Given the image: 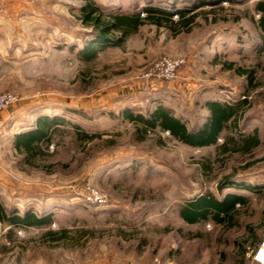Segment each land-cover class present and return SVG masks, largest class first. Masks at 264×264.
<instances>
[{
  "label": "rangeland",
  "instance_id": "374dc122",
  "mask_svg": "<svg viewBox=\"0 0 264 264\" xmlns=\"http://www.w3.org/2000/svg\"><path fill=\"white\" fill-rule=\"evenodd\" d=\"M0 1V94L14 97L0 109V201L7 211L48 217L41 225L0 222V264H255L251 237L264 234L256 0H93L106 13L144 15L156 6L173 20L177 10L195 17L179 28L144 22L120 45L93 44L87 53L94 32L80 19L86 0ZM165 59L178 62L171 77ZM235 68L253 69L252 80ZM243 98L235 126L230 119L207 146L158 129L139 140L137 124L123 116L161 103L199 128L207 100ZM42 126L46 135L28 159L15 137ZM224 177L261 190H220ZM233 191L247 202L230 221L180 216L187 201Z\"/></svg>",
  "mask_w": 264,
  "mask_h": 264
},
{
  "label": "trees",
  "instance_id": "16d2710c",
  "mask_svg": "<svg viewBox=\"0 0 264 264\" xmlns=\"http://www.w3.org/2000/svg\"><path fill=\"white\" fill-rule=\"evenodd\" d=\"M219 2L215 0L212 2ZM204 2H201V6ZM255 10L260 13L257 21V26L262 40H264V0H256ZM81 21L90 25L94 32V38L89 41L84 48V51L90 52L93 44L97 45H120L123 40L144 22H150L161 25L165 20L169 26L182 27L191 23L195 17L192 13L188 15L186 11L177 10V20L171 18L170 12H167L161 7L146 6L142 9L144 15L139 13H120L109 12L106 13L93 1L86 0L81 7ZM187 14V15H186ZM264 49V44L259 50ZM229 67L233 68V63H229ZM236 72L245 74L249 81L252 80V70L235 68ZM245 99L238 102H226L219 100H207L205 107L208 110V116L199 128H189L187 123L174 112L163 104H158L147 115L141 113H133L132 111H124L123 116L130 122L136 125V133H139V140H142L148 130L155 129L167 131L174 139L192 146H207L215 144L217 138L227 129H229L228 121L231 119L232 125L235 126V119L238 110ZM239 106V107H238ZM231 126V125H230ZM46 135V127L42 126L37 131L28 132L26 134L16 135L15 145L23 149L27 158L36 152L37 143L41 141ZM87 136V134L85 135ZM231 137L226 136L225 141L220 146L225 150L229 144ZM244 144L247 146L256 142L255 134H248L243 137ZM218 189L222 188H237L246 189L250 191H258L259 187L256 185L242 182H237L229 177H224L218 183ZM247 197L244 194L237 192H228L222 198H217L212 194L201 195L193 200L187 201L180 210V216L188 223L203 221L209 217L215 222H222L225 219L232 220L237 213V204H245ZM48 217L39 216L31 211H25L18 214L16 210L7 211L0 201V222L14 225V226H28L41 225L46 222ZM251 242L256 238V234H252ZM243 255V252H242ZM237 264H242V260L237 261Z\"/></svg>",
  "mask_w": 264,
  "mask_h": 264
},
{
  "label": "built area",
  "instance_id": "2783aa9c",
  "mask_svg": "<svg viewBox=\"0 0 264 264\" xmlns=\"http://www.w3.org/2000/svg\"><path fill=\"white\" fill-rule=\"evenodd\" d=\"M2 11L3 3L0 1V14ZM161 64L163 67V75L165 77H171L178 62L177 60L165 59ZM13 100L14 97L11 93L0 94V109L9 105ZM249 255H251L252 260L258 262L259 264H264V238H262L255 248L250 250Z\"/></svg>",
  "mask_w": 264,
  "mask_h": 264
},
{
  "label": "crops",
  "instance_id": "0c3cea01",
  "mask_svg": "<svg viewBox=\"0 0 264 264\" xmlns=\"http://www.w3.org/2000/svg\"><path fill=\"white\" fill-rule=\"evenodd\" d=\"M262 238H264V234H262V235H260V234L256 235V238H255V240L253 241V244H255V245H254L255 247L259 244V242L262 240ZM255 247H254V248H255ZM248 255H249V254H248ZM249 256H250V255H249ZM255 264H259V263L255 261Z\"/></svg>",
  "mask_w": 264,
  "mask_h": 264
}]
</instances>
